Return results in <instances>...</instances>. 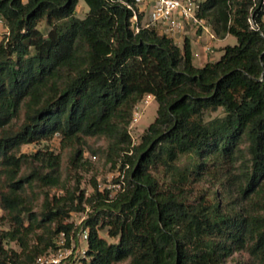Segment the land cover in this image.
<instances>
[{
	"label": "trees",
	"instance_id": "16d2710c",
	"mask_svg": "<svg viewBox=\"0 0 264 264\" xmlns=\"http://www.w3.org/2000/svg\"><path fill=\"white\" fill-rule=\"evenodd\" d=\"M79 1L0 0V264H34L85 212V264H264V8L255 30V0H204L199 15L238 43L197 67L189 38L135 30L136 0H85V17ZM147 94L157 117L133 145ZM56 136L58 153L22 150ZM89 149L129 165L124 190L80 188Z\"/></svg>",
	"mask_w": 264,
	"mask_h": 264
},
{
	"label": "built area",
	"instance_id": "2783aa9c",
	"mask_svg": "<svg viewBox=\"0 0 264 264\" xmlns=\"http://www.w3.org/2000/svg\"><path fill=\"white\" fill-rule=\"evenodd\" d=\"M204 0H136L139 11H134V28L139 31L140 27H152L161 34H165L175 39L176 43L183 45L186 38L191 40L195 37L197 44L200 45L202 53L210 57L215 52L214 42L219 40L211 23L199 15L201 3ZM149 5L148 9H141L143 5ZM255 0L248 16L250 27L260 30V20L258 19V9L264 8V0L258 7ZM132 8V6H129ZM147 12L144 15L141 24H139V12ZM261 21L264 22V12L261 15ZM10 34L9 26L3 16L0 15V40ZM196 55H200L196 53ZM155 100L154 95L147 94L143 101L139 103L134 111L133 119L130 124V131L140 120L143 109L151 100ZM137 141L133 140V145ZM129 165L126 166L128 168ZM125 168V169H126ZM125 169L120 170L118 174H112V178L107 183L99 182L101 191L110 190V196H115L119 191L124 190L126 185ZM88 217L85 213L79 222H74L77 232L73 233L68 240L63 232L59 236L58 246L55 250L39 256L34 264H85L87 258L89 227H83L82 223ZM86 243V245H85Z\"/></svg>",
	"mask_w": 264,
	"mask_h": 264
},
{
	"label": "rangeland",
	"instance_id": "374dc122",
	"mask_svg": "<svg viewBox=\"0 0 264 264\" xmlns=\"http://www.w3.org/2000/svg\"><path fill=\"white\" fill-rule=\"evenodd\" d=\"M144 8L148 9L149 5L146 4V5L141 6V9H144ZM88 11H89V6L85 2V0H80L79 4L77 6V15L79 17H85L86 14L88 13ZM146 14H147V12L145 11L144 15H146ZM39 28L44 33H47L50 29V26L46 20H42L40 25H39ZM237 43H238L237 37L235 35H232V34L228 35L225 39H219V40L214 42L215 52L212 53L210 55V57L206 58V57H204V55L201 54V47L196 43L195 37L192 36V48L194 50L193 63L197 67H202L208 60L209 61H215V60L219 59L223 53V50H222L223 47H225L226 45H235ZM179 45H181V44H179ZM196 53H199L200 55H196ZM157 113H158V104H157L156 100L153 99L150 101V103L147 106L144 107L140 120L136 123L135 127L131 130L133 140H135L137 142L139 141L141 134L144 133V131L149 127V125L157 117ZM218 115H222V113L221 112L212 113L210 115V117H215ZM60 140H61L60 136H56L51 141H42V142H38V143L24 145L22 147V150L24 152H30L31 153V152H34L35 150L46 149V147H49L52 150H54V152L58 153L61 151ZM101 143L102 142L97 143L95 148L99 147L101 145ZM85 156L87 159H89L92 162L93 165L91 167H89V169H82L79 173V176L81 179L80 188L82 190H86V194L88 195L93 190V188H92V179L93 178H97L100 181H102L103 183H107L108 180H110V178H112V174H114V175L118 174V172L121 170V168H120V165L114 166L113 162L107 163L105 156L101 157V156H99V154L94 156V154L91 152L90 149L87 151ZM74 169L75 168L73 166L70 167L71 175H73V177L71 178V184H74V182L76 180V176L74 175V171H75ZM194 187L196 188V190L202 188L201 185H195ZM88 209H90V208L88 207ZM85 213L74 215L70 219V221L73 220L74 222H79V220L82 219V217L84 216ZM2 214H3V211L0 210V215H2ZM2 228L3 229L7 228V226H2ZM100 236L108 239L110 242H116L117 241L116 238H112L108 235L107 229L101 230ZM85 245H86V243H85ZM5 247L20 250V247L15 242L5 243Z\"/></svg>",
	"mask_w": 264,
	"mask_h": 264
},
{
	"label": "crops",
	"instance_id": "0c3cea01",
	"mask_svg": "<svg viewBox=\"0 0 264 264\" xmlns=\"http://www.w3.org/2000/svg\"><path fill=\"white\" fill-rule=\"evenodd\" d=\"M196 41V40H195ZM191 42H192V38H191ZM197 43V42H196ZM199 45V44H198ZM200 46V45H199ZM201 54L204 55V57L208 58V56H206L204 53H202V50H201ZM193 57H194V50H193ZM209 61V60H208Z\"/></svg>",
	"mask_w": 264,
	"mask_h": 264
}]
</instances>
